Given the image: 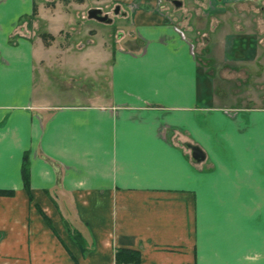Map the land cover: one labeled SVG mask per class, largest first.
<instances>
[{"label":"crops","instance_id":"crops-1","mask_svg":"<svg viewBox=\"0 0 264 264\" xmlns=\"http://www.w3.org/2000/svg\"><path fill=\"white\" fill-rule=\"evenodd\" d=\"M85 1L0 0V264H264V0H205L223 28L196 34L123 0L104 61L99 34L63 44ZM74 53L81 83L49 91Z\"/></svg>","mask_w":264,"mask_h":264},{"label":"rangeland","instance_id":"rangeland-1","mask_svg":"<svg viewBox=\"0 0 264 264\" xmlns=\"http://www.w3.org/2000/svg\"><path fill=\"white\" fill-rule=\"evenodd\" d=\"M76 1L83 2L85 0ZM181 1V6L177 7L171 0H157V8L161 12H165L172 17L174 16L177 22L180 21V19L187 21L186 15L189 14L188 11L190 10L194 14L195 12L198 13L199 15L197 16L196 25L192 21L188 23L189 26L194 27L192 34H196L198 31L203 30L208 31L212 27H215L216 31L223 28L222 17L219 16L217 11H215L216 7H210L209 3L207 4V1L204 0L203 4H197V10L188 4V0ZM85 2V8L77 10L76 16L74 15L76 17L75 20H72V22L69 23V26H63L61 28L63 44L79 47L81 44L86 42V37L92 38L94 35L99 34L95 36L94 46L95 48H98L101 47L100 45H102V50L104 51L106 50L104 46L108 47V50H106L101 56L102 61H104L108 54L111 55L113 52L112 47L128 44L127 38L129 35H133L134 25L131 22L130 15L127 12L125 4H123V0H87ZM118 4L120 5L121 9L126 12L125 14L114 13V8ZM96 5L102 8L103 14L107 13V15L113 19L112 23H103L97 21L96 19L88 18V8H94ZM40 15L42 18L40 23H44L46 21L45 19L47 15L46 13L43 14L42 12ZM214 15H216V18L218 19L216 25L211 22ZM66 24L67 23H63V25ZM231 25L233 27L236 26L233 21L231 22ZM196 26L200 27L201 29H197ZM224 26L229 27L228 24H224ZM73 55L74 60L70 67L63 66V70L60 71V65L56 64L57 66H54V68L51 70V73H49L50 83L47 87L49 91L52 90V92H54L55 90V92H58L57 90L60 87H63L62 84L66 83V81H68L71 76L75 77L76 84L81 83L78 76L83 74V72L80 70V68H82V55L80 53H74Z\"/></svg>","mask_w":264,"mask_h":264},{"label":"trees","instance_id":"trees-1","mask_svg":"<svg viewBox=\"0 0 264 264\" xmlns=\"http://www.w3.org/2000/svg\"><path fill=\"white\" fill-rule=\"evenodd\" d=\"M23 179L26 185L29 182L28 160L25 154L23 167ZM10 190L0 189V194H10ZM115 264H141V252L138 249L118 248L115 252Z\"/></svg>","mask_w":264,"mask_h":264},{"label":"water","instance_id":"water-1","mask_svg":"<svg viewBox=\"0 0 264 264\" xmlns=\"http://www.w3.org/2000/svg\"><path fill=\"white\" fill-rule=\"evenodd\" d=\"M175 6L179 7L182 4L181 0H171ZM88 18L96 19L99 22L103 23H112L113 19L109 17L107 14H103L102 9L98 7L90 8L88 10ZM192 150L193 159L201 160L204 158V153L199 149V147L193 145H187Z\"/></svg>","mask_w":264,"mask_h":264},{"label":"flooded vegetation","instance_id":"flooded-vegetation-1","mask_svg":"<svg viewBox=\"0 0 264 264\" xmlns=\"http://www.w3.org/2000/svg\"><path fill=\"white\" fill-rule=\"evenodd\" d=\"M100 8V7H98ZM102 9V8H101ZM114 13H122V14H125L126 12L124 10L121 9L120 5H116V7L114 8ZM107 14V13H105Z\"/></svg>","mask_w":264,"mask_h":264},{"label":"built area","instance_id":"built-area-1","mask_svg":"<svg viewBox=\"0 0 264 264\" xmlns=\"http://www.w3.org/2000/svg\"><path fill=\"white\" fill-rule=\"evenodd\" d=\"M182 33V32H181ZM183 34V33H182Z\"/></svg>","mask_w":264,"mask_h":264}]
</instances>
